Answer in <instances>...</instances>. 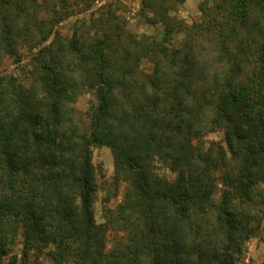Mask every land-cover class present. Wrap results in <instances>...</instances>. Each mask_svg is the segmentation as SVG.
<instances>
[{
	"label": "trees",
	"instance_id": "obj_1",
	"mask_svg": "<svg viewBox=\"0 0 264 264\" xmlns=\"http://www.w3.org/2000/svg\"><path fill=\"white\" fill-rule=\"evenodd\" d=\"M98 1L0 0V65L29 57L24 79L0 71V264L18 237L36 264H242L264 217V0H203L191 25L184 0H141L159 36L111 4L57 28ZM102 146L127 189L98 224Z\"/></svg>",
	"mask_w": 264,
	"mask_h": 264
},
{
	"label": "rangeland",
	"instance_id": "obj_2",
	"mask_svg": "<svg viewBox=\"0 0 264 264\" xmlns=\"http://www.w3.org/2000/svg\"><path fill=\"white\" fill-rule=\"evenodd\" d=\"M203 0H184L180 4H175L176 9L174 14L178 15L187 24L191 25L195 22L201 21V10L199 8L200 3ZM104 4H111L112 10L118 17L117 24L120 26V30L125 33L134 34L141 36L155 35L159 36L160 26L154 27L148 25L145 22L142 13L140 12L141 0H100L93 3L92 6L86 7V5H79L74 7L76 14L72 15L68 19H65L58 25L60 32L65 35H70L73 28L74 22L79 18H86L91 15L93 11H96L98 7ZM23 53L27 56V50L22 49ZM29 62V57H24L22 62H16L12 58H4L0 65L1 72H8L19 76L20 78H25V69L27 63ZM142 66L149 70L151 64L147 61L142 63ZM96 101L94 94L91 91L84 92L77 101L78 116L82 126L86 127L88 125V119L86 112L89 110L92 103ZM224 140L223 132L210 133L206 136V141H220ZM93 162L98 170V180H99V190L96 194L94 202V216L98 224L104 222V205L110 208H115L123 199L124 193L127 189L126 182L117 183L115 180V167L114 158L110 148L106 146L94 147L93 149ZM157 171L162 175H165L171 179L175 177V174L170 170V168L162 163L157 162ZM124 235V234H119ZM114 235H109L108 239V249H110L114 244ZM14 253L17 255L18 261L16 264H36V254L30 251L28 255H23V245L22 237H18L16 245H14ZM41 262H48V258L44 255L41 256ZM264 261V217L260 227V232L257 237H253L247 243V252L242 260V264H261Z\"/></svg>",
	"mask_w": 264,
	"mask_h": 264
}]
</instances>
